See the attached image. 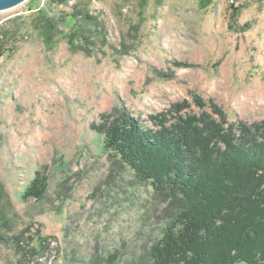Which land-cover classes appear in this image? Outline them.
<instances>
[{
    "label": "rangeland",
    "instance_id": "374dc122",
    "mask_svg": "<svg viewBox=\"0 0 264 264\" xmlns=\"http://www.w3.org/2000/svg\"><path fill=\"white\" fill-rule=\"evenodd\" d=\"M206 3L72 0L101 24L89 54L61 36L46 45L45 0L0 12V264H146L174 208L106 149L104 118L154 132L151 117L264 121V0ZM38 173L45 197L26 200Z\"/></svg>",
    "mask_w": 264,
    "mask_h": 264
},
{
    "label": "trees",
    "instance_id": "16d2710c",
    "mask_svg": "<svg viewBox=\"0 0 264 264\" xmlns=\"http://www.w3.org/2000/svg\"><path fill=\"white\" fill-rule=\"evenodd\" d=\"M71 1L45 0L34 25L49 47L61 36L73 51L89 54L87 45L101 24L71 7ZM58 7L71 11L57 16ZM4 50L0 40V59ZM151 118L155 132L125 112L94 126L116 161L174 208L171 223L148 250L146 264H264V121L248 126L180 117L181 123L168 128L166 118ZM48 180L38 173L24 199L42 200ZM4 194L0 185V202ZM48 247L41 240L28 255L36 260ZM100 260L118 261L103 254Z\"/></svg>",
    "mask_w": 264,
    "mask_h": 264
},
{
    "label": "water",
    "instance_id": "95a60500",
    "mask_svg": "<svg viewBox=\"0 0 264 264\" xmlns=\"http://www.w3.org/2000/svg\"><path fill=\"white\" fill-rule=\"evenodd\" d=\"M30 0H0V12L14 9Z\"/></svg>",
    "mask_w": 264,
    "mask_h": 264
}]
</instances>
